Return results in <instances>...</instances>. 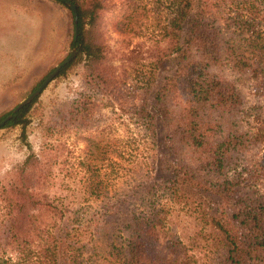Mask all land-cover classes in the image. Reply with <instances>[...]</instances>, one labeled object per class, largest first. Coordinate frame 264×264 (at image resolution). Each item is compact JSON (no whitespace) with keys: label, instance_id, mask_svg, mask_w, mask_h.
<instances>
[{"label":"trees","instance_id":"1","mask_svg":"<svg viewBox=\"0 0 264 264\" xmlns=\"http://www.w3.org/2000/svg\"><path fill=\"white\" fill-rule=\"evenodd\" d=\"M50 1L76 48L56 77L81 64L80 87L0 177V264H264V0H118L140 39L116 47L114 0H69L75 39L70 7ZM37 98L1 112L3 128L24 132ZM116 124L132 154L98 145ZM81 131L101 163L72 158L65 137Z\"/></svg>","mask_w":264,"mask_h":264},{"label":"rangeland","instance_id":"2","mask_svg":"<svg viewBox=\"0 0 264 264\" xmlns=\"http://www.w3.org/2000/svg\"><path fill=\"white\" fill-rule=\"evenodd\" d=\"M114 2L115 6L106 18L108 42L112 47L126 42L133 44L140 38L131 31L133 23L118 0ZM68 16L50 0H0V113L14 108L40 77L70 53L73 47L69 46ZM80 72L81 64L67 76L54 78L42 90L29 110V122L24 132L20 126L0 129V177L30 151H39L42 141L40 119L48 114L55 101L65 99L79 89ZM112 127L98 139V145L106 144L110 149L122 146L126 149L125 154H132L136 141L131 131L119 124ZM83 134L81 131L65 137L72 158L88 164L101 163L99 150L87 144ZM127 142L131 144L127 145ZM109 156L115 155L110 152ZM125 158L132 159L127 155ZM68 185L78 188L82 183L69 179ZM169 226L182 238L194 229L192 221L183 213L173 214Z\"/></svg>","mask_w":264,"mask_h":264},{"label":"water","instance_id":"3","mask_svg":"<svg viewBox=\"0 0 264 264\" xmlns=\"http://www.w3.org/2000/svg\"><path fill=\"white\" fill-rule=\"evenodd\" d=\"M64 1L69 7L73 15V22H74V39L77 37L78 26H77V10L76 6L69 0H62ZM76 54V48L73 46L70 53L58 64L54 67V69L47 74V76L43 79V81L32 91L30 92L24 99H22L14 108L12 109L13 112H17L21 107L31 102L34 98H36L42 90L54 79L56 78L57 74L59 73L60 69L69 63L72 58ZM11 115H6L3 119L0 120V129L3 128L5 123L10 119Z\"/></svg>","mask_w":264,"mask_h":264}]
</instances>
